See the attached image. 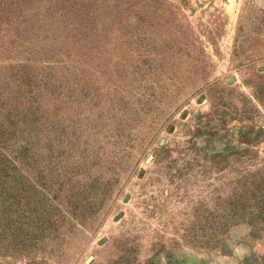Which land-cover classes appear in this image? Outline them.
I'll use <instances>...</instances> for the list:
<instances>
[{
	"label": "rangeland",
	"instance_id": "rangeland-1",
	"mask_svg": "<svg viewBox=\"0 0 264 264\" xmlns=\"http://www.w3.org/2000/svg\"><path fill=\"white\" fill-rule=\"evenodd\" d=\"M0 264H264V0H0Z\"/></svg>",
	"mask_w": 264,
	"mask_h": 264
},
{
	"label": "trees",
	"instance_id": "trees-1",
	"mask_svg": "<svg viewBox=\"0 0 264 264\" xmlns=\"http://www.w3.org/2000/svg\"><path fill=\"white\" fill-rule=\"evenodd\" d=\"M16 1V0H15Z\"/></svg>",
	"mask_w": 264,
	"mask_h": 264
}]
</instances>
